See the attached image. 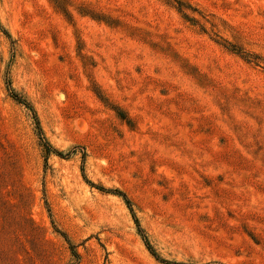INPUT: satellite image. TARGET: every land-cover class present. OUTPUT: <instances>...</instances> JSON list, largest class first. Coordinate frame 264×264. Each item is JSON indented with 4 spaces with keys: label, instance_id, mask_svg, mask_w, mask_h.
Listing matches in <instances>:
<instances>
[{
    "label": "rangeland",
    "instance_id": "374dc122",
    "mask_svg": "<svg viewBox=\"0 0 264 264\" xmlns=\"http://www.w3.org/2000/svg\"><path fill=\"white\" fill-rule=\"evenodd\" d=\"M0 264H264V0H0Z\"/></svg>",
    "mask_w": 264,
    "mask_h": 264
},
{
    "label": "trees",
    "instance_id": "16d2710c",
    "mask_svg": "<svg viewBox=\"0 0 264 264\" xmlns=\"http://www.w3.org/2000/svg\"><path fill=\"white\" fill-rule=\"evenodd\" d=\"M10 84H9V82H8V86H9ZM10 90V92H11V97L15 100V101H17L18 103H21V104H23V105H25L26 107H28L31 111H32V114H33V116H34V119H35V124H36V126H37V129H38V136H39V139H40V141H41V144H42V146H43V148H44V150H45V153L47 154V155H50V153H56V154H58V155H60L61 156V153H58L57 151H55L52 147H51V145L47 142V140L45 139V137L43 136V133H42V130H41V127H40V123H39V121H38V118H37V116H36V113H35V111L33 110V108L24 100V99H22L21 97H19L17 94H15L13 91H11V89H9ZM100 190H102V191H104V189H100ZM118 193H119V191H117ZM119 194H122V193H119ZM122 196H124L123 194H122ZM125 199V202H126V204L128 205V208H129V210H130V212L132 213V216H133V218H134V221H135V223H136V225L139 227V223H138V220L136 219V217H135V215H134V213H133V211H132V208H131V206H130V202H129V200L128 199H126V197H124ZM144 238V237H143ZM144 242H145V245L147 246V248L150 250V253L157 259V260H160V261H162V262H165V261H163V260H161V259H159V257L156 255V253L151 249V247H150V245H149V243H148V241L146 240V239H144ZM73 247V246H72ZM71 247V248H72ZM74 255H75V253H73ZM75 256H77V255H75Z\"/></svg>",
    "mask_w": 264,
    "mask_h": 264
}]
</instances>
